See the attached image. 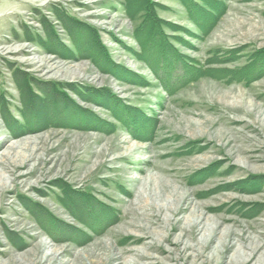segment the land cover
Here are the masks:
<instances>
[{
  "label": "rangeland",
  "instance_id": "374dc122",
  "mask_svg": "<svg viewBox=\"0 0 264 264\" xmlns=\"http://www.w3.org/2000/svg\"><path fill=\"white\" fill-rule=\"evenodd\" d=\"M152 1L191 63L264 48V0ZM125 2L0 0V264H264V75L175 82Z\"/></svg>",
  "mask_w": 264,
  "mask_h": 264
},
{
  "label": "trees",
  "instance_id": "16d2710c",
  "mask_svg": "<svg viewBox=\"0 0 264 264\" xmlns=\"http://www.w3.org/2000/svg\"><path fill=\"white\" fill-rule=\"evenodd\" d=\"M187 6V4H186ZM157 4L152 0H126L125 2V11L130 15L131 11L134 13H138L142 16L140 29L141 31L144 28L153 26L154 31L158 36L159 44L162 47L160 49H164V51L168 50L171 54V61L167 64L163 62L160 64V67L165 69L170 67L171 71L174 70L177 73L175 76L170 74V78L172 77L175 82L180 84H187L194 82L198 79L208 77L216 80H221L223 82L231 83V82H238V83H252L264 75V48L256 50L252 52L249 56L248 61L241 66L240 68L230 69V68H220L214 69L211 68L210 65L212 64H224L221 59L217 56H212L211 60H208L205 66H200L201 64L191 63L186 59L182 58L181 56L176 55L168 42L165 40V35L163 32V22L158 19L156 15ZM204 14V13H203ZM205 16V15H203ZM210 24V22H208ZM139 29V30H140ZM144 44L140 47L144 51ZM145 52V51H144ZM173 52V53H172ZM235 54L236 52H230L229 57L226 56L229 60L227 63L235 62ZM232 57V58H231ZM219 61V62H218ZM55 95L61 93L57 88L55 89ZM61 95V94H59ZM73 194L76 195L75 192ZM80 195V194H78ZM81 196V195H80ZM84 197V196H81ZM88 197V196H87ZM89 198V197H88ZM40 212L41 210H37ZM49 223H55L54 219H47Z\"/></svg>",
  "mask_w": 264,
  "mask_h": 264
}]
</instances>
